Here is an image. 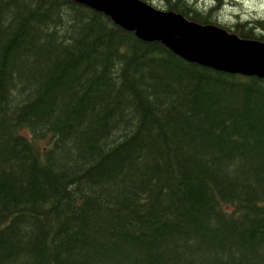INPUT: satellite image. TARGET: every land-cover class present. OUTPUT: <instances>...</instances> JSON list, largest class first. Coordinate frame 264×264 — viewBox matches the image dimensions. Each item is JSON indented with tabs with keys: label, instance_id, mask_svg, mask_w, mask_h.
<instances>
[{
	"label": "trees",
	"instance_id": "1",
	"mask_svg": "<svg viewBox=\"0 0 264 264\" xmlns=\"http://www.w3.org/2000/svg\"><path fill=\"white\" fill-rule=\"evenodd\" d=\"M205 2L158 7L264 41ZM0 264H264V78L0 0Z\"/></svg>",
	"mask_w": 264,
	"mask_h": 264
},
{
	"label": "water",
	"instance_id": "2",
	"mask_svg": "<svg viewBox=\"0 0 264 264\" xmlns=\"http://www.w3.org/2000/svg\"><path fill=\"white\" fill-rule=\"evenodd\" d=\"M110 15L144 40L161 41L183 59L202 66L264 78V42L238 37L214 25L188 22L139 0H76Z\"/></svg>",
	"mask_w": 264,
	"mask_h": 264
},
{
	"label": "rangeland",
	"instance_id": "3",
	"mask_svg": "<svg viewBox=\"0 0 264 264\" xmlns=\"http://www.w3.org/2000/svg\"><path fill=\"white\" fill-rule=\"evenodd\" d=\"M152 3L161 5L160 0H152ZM224 3V8L219 13V24L230 26L238 20L264 19V0H225ZM204 4H209V0Z\"/></svg>",
	"mask_w": 264,
	"mask_h": 264
}]
</instances>
